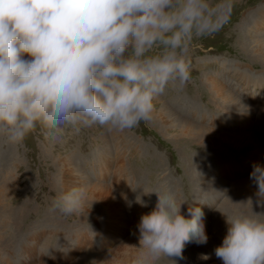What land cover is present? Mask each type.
Wrapping results in <instances>:
<instances>
[{
	"label": "rangeland",
	"instance_id": "obj_1",
	"mask_svg": "<svg viewBox=\"0 0 264 264\" xmlns=\"http://www.w3.org/2000/svg\"><path fill=\"white\" fill-rule=\"evenodd\" d=\"M231 2L229 22L190 53L191 81L170 85L151 121L67 129L55 140L38 129L22 148L0 136V264H118L136 254L140 218L164 190L185 202L186 217L201 207L208 237L172 259L223 264L215 249L227 217L264 214L250 179L253 165L264 167V0ZM72 188L87 194L83 212L50 211Z\"/></svg>",
	"mask_w": 264,
	"mask_h": 264
},
{
	"label": "clouds",
	"instance_id": "obj_2",
	"mask_svg": "<svg viewBox=\"0 0 264 264\" xmlns=\"http://www.w3.org/2000/svg\"><path fill=\"white\" fill-rule=\"evenodd\" d=\"M231 11V0H0V136L22 148L38 129L55 140L67 129L124 132L151 121L154 101L170 85L186 87L190 53ZM250 179L264 208V167L253 165ZM152 193L157 202L140 218L132 264H176L172 258L184 259L187 244L207 243L204 213L190 206L187 218L173 192ZM86 196L72 188L50 211L78 215ZM136 203L148 206L140 196ZM260 217H227V235L215 249L223 264H264Z\"/></svg>",
	"mask_w": 264,
	"mask_h": 264
},
{
	"label": "bare ground",
	"instance_id": "obj_3",
	"mask_svg": "<svg viewBox=\"0 0 264 264\" xmlns=\"http://www.w3.org/2000/svg\"><path fill=\"white\" fill-rule=\"evenodd\" d=\"M228 225V224H227ZM224 228V230H223V233H224V235H227V231H228V229H226V226L225 227H223ZM137 242H138V238H137ZM137 245H136V247H138L139 248V242L138 243H136ZM136 255V254H135ZM135 255H133V256H131V257H127V258H123L118 264H132V259H133V257L135 256Z\"/></svg>",
	"mask_w": 264,
	"mask_h": 264
}]
</instances>
